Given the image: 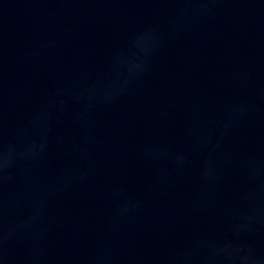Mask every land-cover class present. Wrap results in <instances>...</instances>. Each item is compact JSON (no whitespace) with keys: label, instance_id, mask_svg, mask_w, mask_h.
Wrapping results in <instances>:
<instances>
[{"label":"water","instance_id":"95a60500","mask_svg":"<svg viewBox=\"0 0 264 264\" xmlns=\"http://www.w3.org/2000/svg\"><path fill=\"white\" fill-rule=\"evenodd\" d=\"M0 264H264V0H0Z\"/></svg>","mask_w":264,"mask_h":264}]
</instances>
